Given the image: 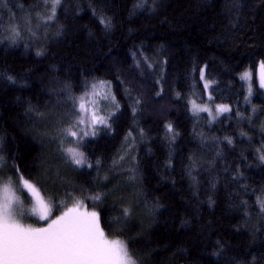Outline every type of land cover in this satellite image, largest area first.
<instances>
[{
    "label": "trees",
    "instance_id": "16d2710c",
    "mask_svg": "<svg viewBox=\"0 0 264 264\" xmlns=\"http://www.w3.org/2000/svg\"><path fill=\"white\" fill-rule=\"evenodd\" d=\"M37 1L0 0V33L5 25L20 32L0 34V181L24 198L28 180L54 215L71 198L89 206L137 264H264V88L255 68L264 60V0L139 8L137 0H61L32 37L14 18L34 19ZM97 81L110 82L118 108L111 129L97 127L80 148L93 166L76 168L51 128L66 124L72 97ZM193 100L230 108L196 114Z\"/></svg>",
    "mask_w": 264,
    "mask_h": 264
},
{
    "label": "snow or ice",
    "instance_id": "6c2138e0",
    "mask_svg": "<svg viewBox=\"0 0 264 264\" xmlns=\"http://www.w3.org/2000/svg\"><path fill=\"white\" fill-rule=\"evenodd\" d=\"M44 3L48 5L49 0H44ZM147 3L148 0H137L134 7L139 8ZM60 4L61 0H51L50 13L46 16V21L55 18L56 9ZM100 22L106 29L111 27L109 18L101 17ZM9 31L12 37L20 35L16 28H11ZM40 54L37 53V55ZM251 75L250 71H245L241 75L242 80L249 81V91H251ZM200 77L204 79L202 69ZM7 79L11 83H16L13 76H8ZM259 81L260 87L264 88V60L259 61ZM208 86L209 83L206 81L205 88ZM105 88H111L110 82L97 81L91 85L93 94H96L97 89ZM85 95L88 93L80 97H72V111L67 114L65 126L59 129L58 139L61 146L60 152L66 162L80 167L87 165L91 168L93 165L88 162L85 153L80 151V148L84 146L86 137L97 135L100 130L97 125H103L105 129L110 130V120L115 113L111 112L106 116L98 115L99 109L96 108L86 117L83 114ZM103 98L107 100L108 96L104 95ZM77 100L81 101L78 108L76 107ZM113 103L118 108L114 97ZM139 103L140 101L137 100L136 104ZM191 103L194 113L208 112L211 115V108L197 104L194 100ZM217 111L227 112L229 108L218 106ZM167 128L169 132L173 131L171 124L167 125ZM228 142L232 141L229 139ZM66 143L75 144V146L65 147ZM257 151L261 152L260 149ZM259 159L264 162V152H261ZM2 161L3 157L0 156V168H2ZM96 163L99 164V161L97 160ZM20 180H23L22 176L17 177L18 184ZM23 187L31 193L35 201L31 214L38 215L39 220L48 221V223L46 227L25 226L21 219L27 218L29 214L17 211L15 205L19 203V197L6 184L3 188V195L0 196V264H137V260L131 256L124 240L109 239L105 235L100 227L99 214L96 211L82 212L80 204L77 203L73 207H68L60 215L49 219L52 216V207L46 203L41 191L28 180H23ZM90 198L94 201L100 200L101 194L97 193ZM258 203L261 212H264V200H259ZM60 207H66V205L57 206V211ZM128 214V210L125 209L124 215Z\"/></svg>",
    "mask_w": 264,
    "mask_h": 264
},
{
    "label": "rangeland",
    "instance_id": "374dc122",
    "mask_svg": "<svg viewBox=\"0 0 264 264\" xmlns=\"http://www.w3.org/2000/svg\"><path fill=\"white\" fill-rule=\"evenodd\" d=\"M44 1V0H43ZM49 3H51V0H49ZM48 14H49V12H47ZM28 16L27 17H25L24 18V22L26 21V25H29L30 23L28 22ZM15 28H17V27H15ZM21 29V28H20ZM10 37H12V36H10ZM245 71H247V70H245ZM244 71V72H245ZM248 71H250V70H248ZM251 72V74H252V71H250ZM242 74V73H241ZM256 77H257V79H256V84H260V81H259V69H258V71H257V73H256ZM251 79H252V75H251ZM246 81V80H245ZM248 83H249V81H247ZM251 82V81H250ZM264 90V89H263ZM88 93V95H85V99H84V103H85V112L83 113L86 117L87 116H89L90 114H91V111L93 110V109H96V108H98L99 109V111H98V115H108V113H111V112H113V109H114V103H113V96H112V93H111V90L110 89H108V88H105V89H97L96 90V94H93V92H92V89H91V87L90 88H87V91H85V93ZM251 91H249L248 92V95H247V99L246 100H248V101H250V99H249V97L252 95V92L250 93ZM85 93H83L82 95H84ZM81 95V94H80ZM104 95H107L108 96V99L107 100H105L103 97H104ZM80 97V96H79ZM81 101H79V100H77L76 101V107L78 108L79 107V103H80ZM197 103V102H196ZM197 104H200V103H197ZM207 104L209 105V106H207ZM200 105H202V106H205V107H209V108H211L212 109V113H211V115H209V113L207 112L206 114H207V116L209 115L210 117L211 116H214V115H216L217 113H218V111H217V107L218 106H226V107H228V108H230V106L229 105H219V104H215L214 106L212 105V104H209V103H202V104H200ZM189 106L192 108V113H194V110H193V107H192V103H191V105H190V103H189ZM190 108V109H191ZM228 112V111H227ZM227 112H220V113H227ZM196 114H198V113H205V112H195ZM63 126H65V124L62 122V121H59V120H53V127L51 128V129H53V130H55V132H56V134H55V136L56 137H58L59 136V129L61 128V127H63ZM101 126H103V125H97V127H101ZM90 137V136H89ZM71 139V138H70ZM65 147H74L75 146V144H68V143H66L65 145H64ZM60 147L61 146H57V151H60ZM53 151V150H52ZM54 161L55 162H53V165L56 163V170H58V171H60L62 168H64V166L61 164V163H59L58 161H57V158L55 157L54 158ZM66 162V161H65ZM67 163H69V162H67ZM66 164V163H65ZM74 165V164H73ZM74 167H76V168H78V166H76V165H74ZM6 184L4 183V182H2V181H0V196H2L3 195V188H4V186H5ZM12 191L13 192H15L13 189H12ZM42 193V192H41ZM15 194H16V196L17 197H19V203L18 204H16L15 205V207H16V209H17V211L19 212V211H23L24 213H26V214H29L28 216H27V218H22L21 219V222L25 225V226H32V227H46L47 226V223H48V221H42V220H39V217H38V215H34V214H31V209H32V207L34 206V204H35V201H34V199L32 198V196H31V194L29 193V191H28V195H27V197H21L20 196V194H18V193H16L15 192ZM42 195V194H41ZM43 197H44V199H45V201H46V203H48V201H47V198L45 197V195H42ZM25 199V200H24ZM78 203V200H76L75 198H71L69 201H67V202H65V203H62L63 205H66V207H63L64 209L62 210V211H60L59 213H57L56 215H54L53 213H54V210L52 209V216L49 218V219H52V218H54L55 216H57V215H60L61 214V212H63V211H66L67 210V208L68 207H73L74 205H76V204ZM80 204V210L82 211V212H91L90 210H92V209H90L89 208V206L88 207H86L83 203H79ZM92 211H94V210H92ZM54 215V216H53ZM109 239H113L112 237H108Z\"/></svg>",
    "mask_w": 264,
    "mask_h": 264
},
{
    "label": "bare ground",
    "instance_id": "6f19581e",
    "mask_svg": "<svg viewBox=\"0 0 264 264\" xmlns=\"http://www.w3.org/2000/svg\"><path fill=\"white\" fill-rule=\"evenodd\" d=\"M34 8H35V10H34L35 14H32V17H34V19H30V17H28L29 18L28 22L30 23L29 25H26V21L24 22L23 16H19V17L16 16L14 19L15 20L18 19V22H17L18 25L16 24V26L22 27L21 31H24L23 33H25L26 35H30L32 37H34L35 35L37 37H39L45 32L46 23L48 21V20L46 21V16L48 15L47 12L50 13V3L48 5H45L43 0H39V1L35 2ZM0 21H2V20L0 19ZM13 23L15 24L14 21H13ZM12 26L9 27V26L5 25L1 30V33H0L1 36L4 37V34H8L9 29H11ZM33 40H36V39H33ZM255 68L258 70L259 64H257ZM77 84L79 85L80 83H77ZM162 89L163 88L160 87V88H158V91H161ZM72 107H73V101L71 100L70 101V108H71L70 110H72ZM33 108H35V107H33ZM263 125H264V123H263ZM262 131L264 132V127L262 128ZM54 144H55V146H60L59 142H56ZM80 151H81V149H80ZM261 152H263V150H261Z\"/></svg>",
    "mask_w": 264,
    "mask_h": 264
}]
</instances>
